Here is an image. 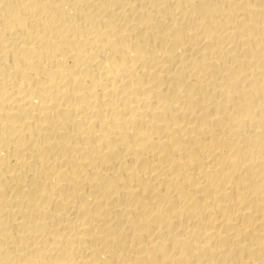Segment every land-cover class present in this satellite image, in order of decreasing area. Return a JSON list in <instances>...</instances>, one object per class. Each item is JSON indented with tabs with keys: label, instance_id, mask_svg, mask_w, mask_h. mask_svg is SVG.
I'll list each match as a JSON object with an SVG mask.
<instances>
[{
	"label": "bare ground",
	"instance_id": "obj_1",
	"mask_svg": "<svg viewBox=\"0 0 264 264\" xmlns=\"http://www.w3.org/2000/svg\"><path fill=\"white\" fill-rule=\"evenodd\" d=\"M0 264H264V0H0Z\"/></svg>",
	"mask_w": 264,
	"mask_h": 264
}]
</instances>
